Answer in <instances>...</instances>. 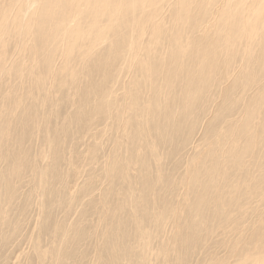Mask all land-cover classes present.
<instances>
[{"label":"bare ground","instance_id":"1","mask_svg":"<svg viewBox=\"0 0 264 264\" xmlns=\"http://www.w3.org/2000/svg\"><path fill=\"white\" fill-rule=\"evenodd\" d=\"M7 29L9 32L5 36ZM14 44L15 48L11 52L5 51L6 46ZM128 52L133 55L126 56ZM22 56L36 61V64L18 62ZM116 62H122L125 70L122 65L116 68ZM160 63L167 93L172 95V101L175 98L172 104L184 109L183 117L177 120L172 130L176 133L185 127L190 128L187 134L181 133L180 142L193 138L191 134L196 130V123L201 121L196 119L194 107L197 99L203 103L201 117L206 128L201 139L207 146L204 170L209 191L207 199L203 193L196 195V211H192L193 220H190L191 235L196 236V243L204 242L200 246L202 253L206 249V242L220 236L222 240L218 238L210 247L214 248L212 261L214 264H227L225 254L238 249L239 242L233 241L237 240L233 235L241 225L240 220H250L254 213L259 218H256L257 223L254 220L250 227H245L246 238L252 241L249 245L242 242L235 261L228 264H246L252 258L261 257L264 245L259 249H256V245L264 240V0H0V79H14L20 86V89L11 90L9 98L5 100V103L10 100L14 92L17 110L24 100H30L36 107L38 103L44 106L54 98H60L61 92L56 91L55 87L62 90L63 85L77 86L86 82V87L80 89L82 98L85 96V106H90L92 113L100 112L104 120L108 121L113 114L107 103L111 91L107 82L113 78L118 81L128 74L131 81L125 83V98L121 102L127 106L125 110L132 111L117 115L115 123L118 128L121 126L124 135L133 143L136 142L134 138L146 141L151 130L156 131L159 139L166 141L164 134L168 126L162 124L159 128L152 127L148 120L145 121L139 115V112L152 114L140 107V93L142 87L144 96L153 99L159 79L152 83L151 88L145 80L150 79V73L159 70ZM97 65H103L104 70L95 93L98 102L91 105L88 98L91 93H86L85 89L98 85L93 83L94 76L98 75ZM134 67H138L136 74H142L141 77H134L137 81L135 92L133 88L130 90L133 82L130 71ZM21 89L22 93L19 92ZM145 91L149 94H145ZM114 106L119 105L115 103ZM91 115L86 112L85 118ZM3 132L0 130V162L9 160L12 168L3 173V187L9 189L7 200L25 163H22L20 156L5 160L2 148L9 133L4 135ZM148 145L154 147L152 143ZM152 156L158 161V155L153 153ZM127 158L110 161L105 173L112 175L122 172L124 177L129 176L125 163ZM136 158L141 171L147 173L151 166L150 159L141 155ZM39 169L44 177L40 174L35 176L43 181L46 177L43 172L45 168ZM199 171L198 167L196 178L199 177ZM161 180L159 176L152 181ZM151 182L141 188L145 191L152 189L155 185H150ZM176 185L178 187L179 184ZM128 188L134 191L138 187ZM156 214L151 216L154 224L159 222L156 230H144L143 220L139 217L135 222V235L139 240L125 244L120 251L114 249L116 252H113L110 248L112 255L103 260V264H120L119 255H116L122 250L127 252L128 248L133 249V252L136 250L135 255L141 257L140 264H152L151 254L156 249L152 248L151 233L155 231V236L163 233L162 227L165 225L164 217L161 218L163 214ZM186 228L181 236L186 234ZM255 228L261 230L257 235L252 231ZM115 231L111 232L112 236H115ZM239 235L241 239L243 233ZM243 246L250 248L251 252ZM221 252L222 256L218 257Z\"/></svg>","mask_w":264,"mask_h":264},{"label":"rangeland","instance_id":"2","mask_svg":"<svg viewBox=\"0 0 264 264\" xmlns=\"http://www.w3.org/2000/svg\"><path fill=\"white\" fill-rule=\"evenodd\" d=\"M8 32V29L5 30L4 35L7 36ZM14 48L15 44L6 46L5 51L11 52ZM128 55L133 53H126V56ZM19 61L36 64V61L27 56L20 57ZM121 63L116 62V68L122 65ZM122 68L125 70V65H122ZM161 68L162 63L159 70L150 73V79L145 80L147 86L151 88L152 83L159 79L153 99L144 96L141 87L140 107L149 110L152 114L139 112V115L145 121L148 120L152 127L159 128L162 124L164 127L168 126L169 129L164 134L166 141L163 138L159 139L156 131L151 130V135L146 141L134 138L136 142L133 143L124 135L121 126L118 128L115 123L114 118L117 115L132 111L125 110L127 106H123L121 102L125 98L124 86L131 81L128 74L124 78H119L118 81L113 78L107 82L108 89H111L107 103L113 114L108 121L104 120L100 112L92 113L91 107L85 106V96L82 98L83 92L80 89L86 85V82L77 86L63 85L62 90L55 87L56 91L61 92L60 98H54L44 106L38 103L36 107H33L30 100H24L21 102V108L17 110L18 104L13 100L14 92L12 96L10 95V100L6 103L5 100L11 90L20 89V86L14 79L8 77L0 79V130L4 131V135L9 133L6 140H10H5V150L2 148L6 155L4 158L7 160L20 156L22 163H25L22 165V174L16 179L14 189L6 200L9 189L6 190L7 187H3L2 180L4 174L11 168V163L8 162L9 160L5 163L0 162V264H103V260H107L108 256L112 255L110 248L113 252H116L114 249L120 251L125 244L139 240V237L135 235L137 234L135 222L139 217L143 220L141 225L144 230L146 228L156 230L159 222L156 225L151 218L156 213L163 214L161 218L164 217L165 225L163 227L159 225L164 230L163 233L160 232L161 235L155 236V231L151 233L153 234L152 248L156 249V252L151 254L152 264H214L212 261L214 248L210 247L215 240L219 238L218 240L221 241L222 238L217 236V239L212 238L206 242V249L202 253L200 246L204 242L196 243V236L193 237L190 233L192 231L190 220H193L192 217L196 211L194 204L197 196L203 193L207 199L206 195L209 191L207 174L204 170L207 162L205 151L207 146L201 139L203 137L201 135L205 132L204 127L206 128V123H202L201 117L203 103L197 99L194 107L196 119L201 121L196 123V130L191 134L193 138H190L191 141L180 142L178 139L181 133H188L190 128L185 127L176 133L172 130L177 120L183 117L184 109L178 104L175 105L177 108L175 109L172 104L175 98L173 97L172 101V95L167 93V84ZM103 70V65H97L98 75L94 76L93 83L101 82L99 79ZM137 71L138 67L130 71L133 74L130 90L133 88V92L137 89V81L134 77L142 75L136 74ZM99 85L85 89L86 93L88 91L91 93V96H88L91 105L98 102L95 93ZM19 92L22 93V89ZM145 94L149 92L145 91ZM115 103L119 106H114ZM86 112L92 114L88 119L85 118ZM148 143H152L154 147L151 148ZM131 147L135 148L131 149ZM153 153L159 156L158 161L152 156ZM138 155L150 159L151 166L147 173L141 171V165L136 162ZM118 158H127L125 163L128 166L129 176L124 177L122 172L112 175L105 173L108 163ZM53 164L56 165V169H53ZM40 167L45 168L43 172L46 177L43 181H40L39 176H35L42 175ZM198 167L202 172L199 171V177L196 178L195 172ZM159 176L162 178L160 182L152 181ZM148 182L155 186L145 191L141 186H146ZM176 184H179L178 187ZM128 186L138 188L134 192ZM154 187L157 189L155 190ZM5 192H7L6 196ZM145 195L146 199H144ZM172 210L176 213L174 214ZM177 212L180 213L177 214ZM252 215L255 219L252 216L250 220L246 221L245 218L240 220L241 225L233 235L237 239L233 241L239 242L238 249L225 254L227 264L235 261L243 245L242 242L249 245L252 241L246 238L245 231V227L251 226L254 220L257 223L259 219L256 214ZM242 227L244 228L241 230ZM184 228H186V234L181 236ZM113 230H116L115 236L111 234ZM252 231H255V235L261 232L257 228ZM242 233L243 240L239 235ZM263 243L264 240L256 245V249L263 247ZM128 249V253L132 251L130 254L122 250L116 255V257L119 255L118 263L140 264L141 257L135 255L136 250L133 252V249L129 251ZM247 250L251 252L250 248ZM177 251H179L178 254L180 253L179 256ZM217 256H222V252ZM245 263L264 264V254Z\"/></svg>","mask_w":264,"mask_h":264}]
</instances>
